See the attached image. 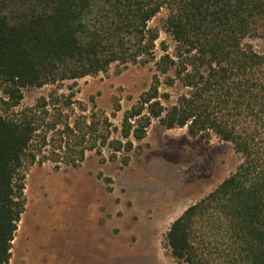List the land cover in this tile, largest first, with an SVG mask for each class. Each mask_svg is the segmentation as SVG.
Here are the masks:
<instances>
[{
    "label": "trees",
    "instance_id": "trees-1",
    "mask_svg": "<svg viewBox=\"0 0 264 264\" xmlns=\"http://www.w3.org/2000/svg\"><path fill=\"white\" fill-rule=\"evenodd\" d=\"M163 9L175 47L171 53L163 42L159 55L160 28L150 22ZM258 37L264 0H0V82L8 98L0 97V264L10 263L29 162L48 159L50 147L75 166L99 139L116 158L133 149L131 136L145 138L154 119L192 136L214 134L241 157L171 223L166 240L177 264H264V53L248 42ZM131 63L154 70L125 110L119 138H111L117 127L105 114L83 107L72 118V97L62 100L57 90L15 111L25 88L58 89Z\"/></svg>",
    "mask_w": 264,
    "mask_h": 264
},
{
    "label": "rangeland",
    "instance_id": "rangeland-1",
    "mask_svg": "<svg viewBox=\"0 0 264 264\" xmlns=\"http://www.w3.org/2000/svg\"><path fill=\"white\" fill-rule=\"evenodd\" d=\"M167 15L163 9L150 22L160 28L159 55L163 42L171 53L175 47L162 27ZM248 42L264 53V38ZM153 70L152 64H113L58 89L51 84L28 87L15 111L57 90L62 100L72 97L75 113L66 111L72 118L83 107L97 118L105 114L117 127L111 138H119L124 112L149 88ZM169 90L174 100L176 91ZM0 97L8 99L1 82ZM129 139L133 149L116 158L99 139L97 149L87 150L78 165L68 164L67 153L64 157L50 147L44 152L48 159L27 164L24 211L9 264H177L166 240L171 223L234 172L241 157L232 143L214 134L192 136L186 127L167 128L158 119L145 138Z\"/></svg>",
    "mask_w": 264,
    "mask_h": 264
}]
</instances>
